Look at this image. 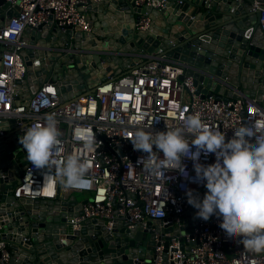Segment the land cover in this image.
<instances>
[{"label":"built area","instance_id":"1","mask_svg":"<svg viewBox=\"0 0 264 264\" xmlns=\"http://www.w3.org/2000/svg\"><path fill=\"white\" fill-rule=\"evenodd\" d=\"M98 1L3 0L0 5L2 9L8 4L4 12L18 9L0 25V46L7 48L0 60V119H14L17 128L27 124L19 129L21 133L51 115L57 121L61 141L47 169L33 168L25 157L26 167L12 197L57 200L75 193L89 194L83 200L86 203L81 214L67 220L73 231L78 230L81 222L92 219L104 221L107 230L115 221L129 223V230L142 221L141 228L146 231H155L146 227V221H160L163 226L172 224L180 235H154L153 264H264V252H250L240 244L239 238L229 239L219 227L220 218L212 216L203 221L196 217L197 210L187 203L185 193L191 190L202 199L206 189L202 183L190 182L195 177L191 160H183L185 175L173 171L167 164L162 165L163 174H151L138 163L146 154L134 151L130 141L137 129L164 132L186 128V119L198 115L212 130L225 133L226 140L234 130L247 126L250 142L255 143V137L264 134V105L247 97L239 87L226 86L218 99L201 97L181 63L151 56L129 74L98 82L92 96L61 106L58 84L47 82L38 87L29 101L19 100L13 106L19 90L16 83L25 75L19 54L26 47L21 40L25 30L42 26L51 29L53 35L63 34L67 29L88 33L91 22L87 8L90 2ZM133 1L140 6L161 5L155 0ZM259 22L264 42V9ZM146 23L143 20L139 29H144ZM31 47L35 53H49L52 49L49 43L40 41L33 42ZM89 142L91 150L85 147ZM68 155L88 162L89 183L65 189L52 182V174ZM199 162L212 164L215 156L201 154ZM179 218L183 222L179 223ZM0 251L2 260L7 261L3 243Z\"/></svg>","mask_w":264,"mask_h":264},{"label":"water","instance_id":"2","mask_svg":"<svg viewBox=\"0 0 264 264\" xmlns=\"http://www.w3.org/2000/svg\"><path fill=\"white\" fill-rule=\"evenodd\" d=\"M157 1L158 7L136 5L133 0L90 2L88 33L67 29L53 35L42 26L27 28L21 39L26 47L19 52L25 75L16 83L13 106L23 92L22 102H27L47 82L58 84L61 106L92 96L98 82L129 74L151 56L181 63L201 97L218 99L226 86L239 87L264 105V42L259 27L264 0ZM7 7L0 9V25L18 11L14 7L4 12ZM143 20L146 26L139 29ZM38 41L49 43L53 51L35 53L31 46ZM6 50L0 46V60ZM141 59L145 61L138 63ZM92 72L96 81L89 80ZM20 128L14 119H0V243L8 254L3 261L0 251V264H153L154 235H180L172 224L163 226L160 221L145 222L155 231L142 230V221L131 230L129 223L115 221L107 230L104 221L92 219L73 231L67 220L80 215L86 201L15 200L12 194L26 167Z\"/></svg>","mask_w":264,"mask_h":264},{"label":"clouds","instance_id":"3","mask_svg":"<svg viewBox=\"0 0 264 264\" xmlns=\"http://www.w3.org/2000/svg\"><path fill=\"white\" fill-rule=\"evenodd\" d=\"M186 128L164 132L137 129L130 140L133 150L145 153L138 163L151 174H163V164L185 175L183 160L193 162L195 177L190 182L203 184V198L186 191L187 203L196 217L208 221L216 216L229 239L239 238L242 246L254 253L264 252V134L250 142V129L241 126L226 140L225 133L212 130L198 115L186 119ZM190 137V138H189ZM27 161L37 170L49 168L61 143L56 119L49 115L43 123L27 127L19 137ZM92 149V143L85 145ZM195 149V151H193ZM203 154L215 162H199ZM88 162L68 155L52 174V182L72 189L89 183Z\"/></svg>","mask_w":264,"mask_h":264},{"label":"crops","instance_id":"4","mask_svg":"<svg viewBox=\"0 0 264 264\" xmlns=\"http://www.w3.org/2000/svg\"><path fill=\"white\" fill-rule=\"evenodd\" d=\"M155 1L158 2L157 0H155ZM156 22H157L158 25L163 24V22H158V21H156ZM144 61H145V59H141L138 63H143ZM105 65L106 64L104 63L103 67H105ZM107 74H109V73H107ZM90 75H91V78L89 80L96 81L95 76H94L95 73L92 72ZM99 75H100V72H98L97 76H99ZM24 98H25V93L23 92V94L20 96V100H24ZM68 197H74V198H76L77 201L81 202L84 199H87L89 197V194H83V193H79L78 194V193H75V194L68 195L66 198H68Z\"/></svg>","mask_w":264,"mask_h":264}]
</instances>
